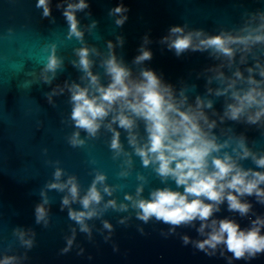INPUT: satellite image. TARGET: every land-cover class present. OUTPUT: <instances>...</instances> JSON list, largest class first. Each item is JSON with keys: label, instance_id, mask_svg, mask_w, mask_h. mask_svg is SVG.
<instances>
[{"label": "water", "instance_id": "obj_1", "mask_svg": "<svg viewBox=\"0 0 264 264\" xmlns=\"http://www.w3.org/2000/svg\"><path fill=\"white\" fill-rule=\"evenodd\" d=\"M62 2L51 0L52 14L44 18L42 10L36 7L37 0H0V258L17 256L18 264H264V254L254 259L234 260L226 250L223 256L220 249L214 256H208L191 243L184 245V235L193 241L204 238L196 231L199 221L195 226L182 225L170 233L171 226L155 218L147 223L137 219V209L125 199L126 194L140 199L149 198L150 192L157 188L170 187L181 192L183 188H177L171 179L163 182L154 165L145 167L129 144L128 133L114 124L112 127L120 132L123 147L116 154L110 148L112 132L107 127L111 116L103 122L96 137H89L84 130L75 128L71 120L72 104L66 88L62 94L53 96L51 103L48 99L57 85L88 84L75 64L78 60L75 50L84 46L99 52L91 57L92 72L107 85L109 78L101 61L110 54L108 41H112L117 58L132 68L134 75L138 76L142 68H150L173 86L177 96L183 91L188 103H194L197 96L212 100L213 107L205 111L210 119L217 121L213 131L219 142L229 141V146L218 155L227 151L238 158L239 150L233 149H238L237 139L241 136L249 149L264 155V121L255 125L243 118L220 121L226 97L209 94L207 89L219 86L215 80L208 84V78L213 75L208 69L221 61L209 52L187 51L177 57L161 43V38L176 25L185 27L186 31L202 29L212 35L222 30H238L252 14L264 12V0H123L129 9L123 26H117L116 17L109 15L110 9L121 0H88L90 7L77 13L83 40L68 36L63 7L57 8ZM93 21L97 22L94 27ZM118 37L123 38L122 45ZM142 45L151 50L152 59L137 65L133 60ZM53 49L63 63L51 83H45L43 66ZM256 53L264 62V46H258ZM253 62L249 57L247 64L240 65L237 55L233 68L223 70L231 75L235 67L244 70ZM77 131L84 143L73 147L69 138ZM137 132L143 143L146 140L143 122H139ZM239 162L246 169H256L251 158ZM57 168L64 173L60 182L68 176L77 178L81 196L97 172L106 176L104 184L97 186L103 196L100 205L94 206L98 215L86 221L91 238L69 219L67 207L62 210L61 201L67 190L46 188L53 182ZM125 172L127 175H121ZM105 186L112 189V195L104 193ZM140 186L143 192L137 196ZM42 191L50 202L45 205L49 210L47 227L35 222L34 209L43 201ZM243 199L252 204L247 216L228 211L225 203L213 218L233 219L246 229L257 216L264 217V204L255 196ZM109 200H115L117 208H105ZM121 204L128 205L126 211L119 210ZM70 207L81 210L79 202ZM104 221L112 225L111 232L104 228ZM18 228L28 231L30 237L35 234L31 249L22 246L14 235ZM73 229L76 231L72 250L61 254ZM80 249L83 253L78 255Z\"/></svg>", "mask_w": 264, "mask_h": 264}, {"label": "clouds", "instance_id": "obj_2", "mask_svg": "<svg viewBox=\"0 0 264 264\" xmlns=\"http://www.w3.org/2000/svg\"><path fill=\"white\" fill-rule=\"evenodd\" d=\"M36 7L42 10L44 18L51 16V0H37ZM61 7L69 28L68 36L83 40L84 33L79 27L77 13L90 7L88 0H63L57 4V8ZM128 11L121 0V3L110 9L109 15L116 17L117 26H123L128 19ZM96 23L93 21V27ZM117 40L121 45L124 42L122 37ZM144 40L145 44L149 42L147 37ZM161 43L166 44L168 50L173 51L177 57L187 51L209 52L221 61L208 69L213 73L208 78V84L215 80L219 86L207 89L209 94L226 97L221 122L243 118L246 123L255 125L264 121V62L256 53L258 46H264V12L252 14L238 30H222L214 35L202 29L186 31L183 26H172L168 35L161 38ZM108 48L110 54L101 61L104 73L109 78L107 85L101 83L100 76L92 72L94 61L91 57L94 53L99 55V52L84 46L75 50L78 58L75 64L84 73L82 79L86 78L88 84L82 86L66 82L64 87L57 85L48 94V99L51 103L52 97L62 94L66 88L72 104L71 120L75 128L84 130L89 137H96L103 122L111 116L107 124L112 132L110 148L116 154L123 151L120 132L112 127L115 124L128 133V142L145 167L154 165L155 173L163 182L171 179L177 188H183L182 192L170 187L157 188L150 192L149 198L140 199L126 194L125 199L131 201L137 209V219L147 223L155 218L170 225V233L182 225L195 226V222L199 221L196 231L204 238L193 241L184 235L182 241L184 245L191 243L208 256H214L218 249L222 256L225 250L231 253V259L234 260L254 259L258 254H264V217L257 216L246 229H242L233 219L213 218L225 203L228 211L247 216L252 210V204L243 199L246 196H255L259 203L264 204V171L256 170L264 169V155L249 149L242 136L237 139L238 149H233L234 152L239 150L238 158L227 151L218 155L229 146V141L219 142L213 131L217 121L210 119L205 111L213 107L212 100L197 96L194 103H188L183 91L177 96L173 86L164 82L155 70L142 68L138 76L134 75L132 68L117 58L112 41H108ZM152 55L151 50L142 45L133 63L143 64L151 60ZM237 55L240 65L247 64L249 57L254 62L244 70L237 66L231 75H226L223 69H232ZM62 63L53 49L43 66L45 83H51ZM139 122H143L146 132L143 143L137 132ZM79 137L78 131L73 133L69 143L73 147L83 145L84 141ZM249 158L256 169H246L240 164V160ZM63 174V170L57 168L53 173V182L48 183L46 188L58 192L67 190V195L62 197L61 208L63 210L67 207L69 219L91 238V229L86 221L98 215L94 206L100 205L103 196L97 186L104 184L106 176L97 172L90 187L81 196L77 178L68 176L66 181L60 182ZM103 191L112 195V189L108 186ZM142 192L143 187L140 186L136 195L140 196ZM41 196L42 203L34 209L35 222L47 227L49 210L45 205L50 202L44 191ZM74 202L80 203L81 210L70 207ZM108 207L117 208L116 201L109 200L105 204V208ZM127 208L126 204L119 205L121 211ZM103 226L109 232L112 231L108 221H104ZM75 231L73 229L72 235L66 237V245L61 249V254L72 250ZM14 235L22 246L28 249L34 246V233L30 237L28 231L18 228L14 230ZM82 253L83 249H80L77 254ZM19 259L17 256L4 255L0 258V264H18Z\"/></svg>", "mask_w": 264, "mask_h": 264}]
</instances>
